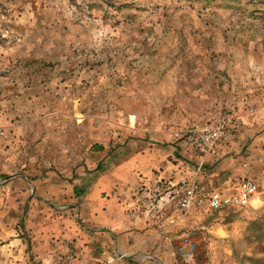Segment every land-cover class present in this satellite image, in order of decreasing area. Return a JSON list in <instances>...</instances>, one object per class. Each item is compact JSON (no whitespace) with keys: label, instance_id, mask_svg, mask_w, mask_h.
<instances>
[{"label":"rangeland","instance_id":"obj_1","mask_svg":"<svg viewBox=\"0 0 264 264\" xmlns=\"http://www.w3.org/2000/svg\"><path fill=\"white\" fill-rule=\"evenodd\" d=\"M225 118L219 156L183 146ZM243 176L247 205L180 208ZM103 177L134 236L91 233ZM93 263L264 264V0H0V264Z\"/></svg>","mask_w":264,"mask_h":264},{"label":"built area","instance_id":"obj_2","mask_svg":"<svg viewBox=\"0 0 264 264\" xmlns=\"http://www.w3.org/2000/svg\"><path fill=\"white\" fill-rule=\"evenodd\" d=\"M237 126L231 118L210 120L187 129L181 135L182 144L198 156H219L231 142L233 130ZM184 184V187L176 191L180 195L179 204L182 210L190 209L198 197L200 203H205L211 209L231 205L245 206L259 189V181L253 176H243L228 187L210 191L200 186L195 178L190 182L184 181Z\"/></svg>","mask_w":264,"mask_h":264},{"label":"crops","instance_id":"obj_3","mask_svg":"<svg viewBox=\"0 0 264 264\" xmlns=\"http://www.w3.org/2000/svg\"><path fill=\"white\" fill-rule=\"evenodd\" d=\"M149 169H140V173L144 172V175H148L152 178ZM140 173H138V175H140ZM126 174L128 173L126 172ZM178 174L179 171L177 169L175 175L178 176ZM140 178L144 181L150 180L149 178ZM96 184H98L97 187L100 189L99 191H107V194L104 196L101 193V197L97 198L96 201H90V203H88L89 205H87V212L90 214L88 220L91 221V233L93 234L97 232V230L105 228L112 231H130L127 233L128 236H134L136 232L135 228L141 224V222L139 217L127 211L129 205L132 204L129 195L132 187H123V191L121 188H118V191H116L111 187L110 183H108L107 178L104 177L97 181ZM100 185L101 188L99 187Z\"/></svg>","mask_w":264,"mask_h":264}]
</instances>
